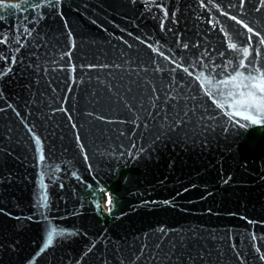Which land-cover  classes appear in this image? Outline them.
<instances>
[{
	"label": "water",
	"instance_id": "1",
	"mask_svg": "<svg viewBox=\"0 0 264 264\" xmlns=\"http://www.w3.org/2000/svg\"><path fill=\"white\" fill-rule=\"evenodd\" d=\"M262 38L264 0H0V264H264Z\"/></svg>",
	"mask_w": 264,
	"mask_h": 264
},
{
	"label": "snow or ice",
	"instance_id": "2",
	"mask_svg": "<svg viewBox=\"0 0 264 264\" xmlns=\"http://www.w3.org/2000/svg\"><path fill=\"white\" fill-rule=\"evenodd\" d=\"M244 3H246V0H240V4H241V6H243ZM257 11H259V9H257ZM233 19H235V17H233ZM236 22L239 23V24H242L243 27L247 29V32H248V33H252L253 35H259V33H258L255 29H253L251 26H249L248 24H244V23H243L242 21H240V20H237ZM248 41H249V42L251 41V36L248 37ZM260 42H261V43H264V38H262ZM232 47H233V48H236L237 45H236V44H233ZM247 55H248V52H247V49H245V51H244V58L241 60V67H244V66H245V60H247ZM247 76H248V77H251V78H253V79H255V77H252V74H251V73H248ZM237 78H245V74H243V73H241V72H236L235 75H232V76H231V80H232V81H235ZM225 83H227V82H225ZM253 87H257V88H258V91H259L260 93H264V87H261V86H258V85H254ZM240 95L243 97L245 94H244V93H241ZM255 95H256V94L253 93V92H249V93L247 94L248 97H250V98L253 99V102H254V100H255ZM238 102H243V101H238ZM244 118H245V119H249V120H251L252 123H254V124H255V123H258L257 120L253 119V118L250 117V116H246V117H244ZM41 159H43V157H41ZM41 200H42V206H46V200H47L46 196H42V197H41ZM108 203H109V205H111V203H112L111 199H109ZM109 211H111V208L109 209ZM55 235H57V232H56L55 229H52V230L49 232V235H48V237H47V239H46V243H45V246H44L45 248H46V247H49V246L52 245V243H53V238H54ZM261 258L264 259V257H261Z\"/></svg>",
	"mask_w": 264,
	"mask_h": 264
},
{
	"label": "built area",
	"instance_id": "3",
	"mask_svg": "<svg viewBox=\"0 0 264 264\" xmlns=\"http://www.w3.org/2000/svg\"><path fill=\"white\" fill-rule=\"evenodd\" d=\"M103 208H105V206L102 205Z\"/></svg>",
	"mask_w": 264,
	"mask_h": 264
}]
</instances>
